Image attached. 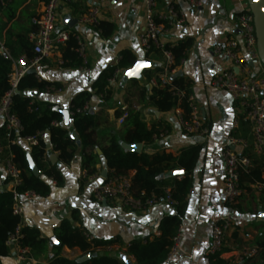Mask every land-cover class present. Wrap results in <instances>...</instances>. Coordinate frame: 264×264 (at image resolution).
<instances>
[{
  "label": "crops",
  "instance_id": "1",
  "mask_svg": "<svg viewBox=\"0 0 264 264\" xmlns=\"http://www.w3.org/2000/svg\"><path fill=\"white\" fill-rule=\"evenodd\" d=\"M45 1L8 0L5 10L0 12V26L7 23L2 30L4 37L7 29L16 33L26 32L38 23ZM201 1L200 7L193 8L185 0H177L176 7L183 14L185 22L167 24L160 38L166 45H176L186 39L192 40L183 63L173 76H183L190 81L191 92L199 105L201 119L209 128L208 137L198 134L186 135L181 128L176 108L161 111L149 101L154 87L150 80L155 77L148 80L147 71L164 67L166 57L160 51L151 52L148 56L141 46L140 37L146 25L145 0H63L57 13V29L75 32L84 41L89 70L84 71L82 64L66 65L61 52H57L33 67L31 59L22 55L14 62L13 76L19 71H24V75L32 72L39 79L52 83L51 86L60 87L61 91L47 88L42 91L29 89L24 92L34 103L43 107L53 106L57 110H71V103L78 94L91 92V108L88 112L98 116L96 139L99 142H104L106 137L113 134L121 141L122 146L127 144L122 140L120 131L123 124L118 122L117 112L133 107L140 110L141 119L149 127L161 123L169 128L164 137L155 139L151 144L141 143L140 152L155 154L166 151L177 154L182 149L201 146L199 159L192 174L193 187L181 223L184 226L182 244L177 256L168 259L165 264H216L211 261L209 254L212 225L228 213L234 216L235 224L227 234L225 252L221 257L227 261L225 264H241L239 256L243 249L255 245L257 239L264 235V218L258 215L260 210L264 212V198H261L264 192L258 193L252 183H245L244 185L251 189H244L236 206H228L225 203L222 146L244 119L231 95L212 83L218 74L232 68L230 60L214 53V46L231 35L238 34L236 16L247 4V0ZM92 6L99 7L101 21L115 25L111 36H104L98 27L79 22L80 16ZM168 6V0H157L155 11L157 14H163ZM9 7L15 12L10 21ZM69 18L78 20L74 27L67 24L66 20ZM3 43L4 39L0 38L1 53L8 54L9 51ZM136 45L139 47H135ZM125 50L131 51L137 60L152 62L153 66L143 71V78L136 79L137 84L134 83L135 79L124 78L125 71L129 68H122L123 72L118 81L108 86L110 97L105 99L102 93L94 88V84L103 72L117 66L121 53ZM62 123L65 126L64 117ZM68 128L71 129L73 137L77 138V132L72 127V118ZM19 141L27 145L25 141ZM80 144L78 141L73 160L64 163L48 142L46 156L62 174L63 182L54 184L51 179L43 176L51 187L50 194L38 196L32 201L23 199V222L25 225L37 227L42 236L49 240L50 251L47 257L52 255L51 247L55 244L52 238L55 237V231L63 220L68 219L73 226L82 228L95 239H118L113 247L97 249L94 255L109 254L120 259L122 255H126L129 264H137L127 253L128 245L135 239H153L160 235L161 221L173 214L174 209L165 202H158L147 211L135 212L121 207L114 201H96L93 189L112 175L113 171L107 166L98 145L94 148L98 155L96 172L92 180L85 182L87 170L83 166ZM123 148L130 150L124 146ZM54 157H58L55 162L52 161ZM133 173L134 171L131 175ZM166 173L163 177H172L166 176ZM11 187L5 166L0 164V189L11 191ZM18 251L19 246L11 243L9 254L2 259V264H49L48 258L31 257L20 263L17 260ZM63 255L68 258L86 259L91 253L83 252L79 248L64 247Z\"/></svg>",
  "mask_w": 264,
  "mask_h": 264
},
{
  "label": "trees",
  "instance_id": "2",
  "mask_svg": "<svg viewBox=\"0 0 264 264\" xmlns=\"http://www.w3.org/2000/svg\"><path fill=\"white\" fill-rule=\"evenodd\" d=\"M8 0H0V12L5 10ZM10 8V7H9ZM9 21L15 16V12L10 8ZM7 23L0 26V38L4 39L3 45L9 53H0V100L11 90L12 74L14 72V62L22 55L28 59L35 56L33 42L30 34L37 33L38 23L26 32H13L11 29L6 30L5 37L2 30ZM99 29L104 36H111L115 30V25L108 21H101ZM192 45L191 39H186L176 45H166L173 56V64L168 68H178L184 61L187 51ZM78 39L75 32H71L68 40L60 45V52L65 64L80 66L82 59L78 52ZM162 52L153 49L148 52ZM137 61L136 56L129 50L121 53L118 66L121 68H130ZM167 67H159L147 71V79L155 77L157 85L152 88L149 101L161 111H168L179 106L183 110L185 118L189 116V105L187 96L179 98L176 96V88L185 90L186 95L191 92L190 81L183 76H173L170 82L164 81L161 74ZM116 67L109 71L103 72L94 84L97 92L102 93L105 99L110 97L108 89V79L113 75ZM134 83H138L135 79ZM52 83L41 80L32 72H27L18 82L17 88L20 93L13 94V103L11 113L14 114L21 123V130L7 131L5 125L0 126V140L6 147V151L11 154L13 162L22 172V184L18 191L32 190L39 196L50 194L51 187L43 178H49L56 181V184L63 182V177L58 168L52 165L46 154L48 152V142L52 144L53 149L58 152L59 159L64 163L73 160L75 152L80 141L83 166L89 175L96 172L98 155L94 148L100 145L102 154L107 166L113 171V175L129 176L132 182V193L136 197L150 198L162 197L165 195V189L171 188V196L177 204L173 207L174 213L165 217L159 226L160 235L153 239H135L127 248V253L131 255L137 264H165L168 261L169 250L172 245V238L176 234L178 227L183 221V217L188 206V196L193 187L192 174L199 159L201 146H193L182 149L179 153L158 152L148 154L146 152H136L123 148L121 141L116 135H109L103 141L96 139V132L99 126L98 116L90 112H77L86 102H89L92 93L84 91L78 94L71 103L72 127L77 132L78 137L74 138L71 129L59 125L55 122H63V115L53 106L43 107L38 103L31 104L32 99L24 94L26 90L37 89L46 90ZM144 92L146 89L143 90ZM128 116L122 125V140L127 144L143 143L151 144L162 133L168 132L169 128L161 123L149 127L141 119L140 110L129 107L126 109ZM124 112V111H123ZM122 111L117 112L119 118ZM43 133V134H41ZM244 133V134H243ZM232 135L237 138L251 140V126L248 121L242 120L240 127ZM36 137L38 144L29 146L19 140L26 137ZM30 152L35 163L41 169L42 175L35 176L27 160V153ZM244 155L250 160L251 166L241 172L240 181L243 189L250 190L245 183L255 184L262 180L264 168V155H258L252 145H249ZM183 169L184 174L173 177H163L168 171ZM134 173L131 175V172ZM144 193V195H142ZM263 199L264 196L262 195ZM14 194L12 191H0V264L10 251V240L18 234V244L22 248H28L29 256L33 259L48 258L49 264H126L127 261L117 256L109 254H96L98 248H105L118 242L115 240H100L93 238L89 240L82 228L73 226L72 222L65 219L55 231L56 240L59 244L51 247L52 255L47 257L49 249V240L42 236L41 231L34 226L25 225L22 215L14 213ZM236 206V205H234ZM258 252L255 256L246 259V263L264 264V235L259 237L255 243ZM79 248L83 252H90L91 256L86 259L68 258L63 255V248ZM225 252L223 249L220 253L210 254L211 261L216 264L227 263L221 255ZM127 264H129L127 262ZM244 264V263H243Z\"/></svg>",
  "mask_w": 264,
  "mask_h": 264
},
{
  "label": "built area",
  "instance_id": "3",
  "mask_svg": "<svg viewBox=\"0 0 264 264\" xmlns=\"http://www.w3.org/2000/svg\"><path fill=\"white\" fill-rule=\"evenodd\" d=\"M63 0H46L42 13L38 20L39 29L37 33L30 35L33 42L35 56L31 59V67L40 63L43 59L51 56L54 53L60 52V45L68 40L71 31L67 29H57V13L60 3ZM104 1V0H101ZM168 9L163 14H157L155 7L157 0H145V15L146 25L141 34L140 42L143 50L148 53L153 49L161 50L166 57V70L161 74V77L166 82H170L176 69H169L173 64V56L166 49L160 38V34L165 31L167 24L174 23L183 24L185 18L180 10L176 7L177 0H168ZM191 7L197 8L202 5L201 0H185ZM79 22L84 25L94 27L100 26V10L97 6H92L84 12ZM236 29L238 34L231 35L223 42L217 43L214 46V53L221 55L232 64V68L221 72L216 76L212 85L227 91L231 97L237 102L240 111L243 114V119L248 121L251 126V140L237 138L230 135L227 142L222 146V157L224 162V200L228 206H234L238 203L240 197L244 193L241 185L240 176L243 170H247L251 166L250 160L244 155L245 149L252 145L257 154H264V66L259 60L257 53V38L255 34V26L253 16L248 3L243 7L241 12L236 16ZM78 39V55L82 59V69L88 71V61L86 54V44L76 34ZM2 50L0 49V53ZM119 62V61H118ZM253 63V64H252ZM118 64V63H117ZM123 69L116 66L113 75L108 79V86L114 85L121 76ZM14 73V72H13ZM24 76V71H19L12 74L11 90L7 92L0 100V122L5 125L7 131L21 130V123L17 117L11 113V105L13 103V94L17 89L19 80ZM150 83L157 85L156 78H152ZM48 88L61 91L60 87L49 86ZM176 96L182 98L187 96L189 105V116L184 117L183 110L177 106V114L180 120V125L186 135L198 134L204 137L209 136V128L204 124L200 115V108L195 96L192 93L186 95L185 90L176 88ZM34 105V102H31ZM89 102H86L77 112L84 113L90 110ZM128 116L125 110L118 118V122L123 124ZM55 126L63 125L62 122H55ZM43 134V133H41ZM167 132L162 133L157 139L162 138ZM24 141L29 146L38 144L36 137H26ZM0 164L5 166L7 175L11 182V191L14 194V213L22 215L24 212L25 201H32L39 195L32 190L18 191V187L22 184V172L13 162L11 154L6 151V147L0 140ZM93 174H85V182L92 180ZM52 180V179H51ZM56 184L55 180H52ZM256 192H264V168L262 180L253 184ZM144 195V193H142ZM93 197L96 201H114L121 207L130 209L135 212L147 211L158 202H165L174 207L177 202L172 199L171 188L165 189V195L162 197L142 198L136 197L132 193V182L129 176L110 175L93 189ZM235 224V218L228 213L222 215L220 219L212 225V241L209 254L220 253L226 246L227 234L232 230ZM184 226L181 224L176 234L172 238V245L169 250L168 259H173L181 247L183 240ZM18 234L14 235L10 244L19 246L17 260L21 263L30 258L28 248H22L18 244ZM89 240L93 237L85 233ZM112 245L106 248H111ZM101 249V248H98ZM258 248L256 245L248 246L241 252L239 262L241 264L250 257L257 254Z\"/></svg>",
  "mask_w": 264,
  "mask_h": 264
},
{
  "label": "water",
  "instance_id": "4",
  "mask_svg": "<svg viewBox=\"0 0 264 264\" xmlns=\"http://www.w3.org/2000/svg\"><path fill=\"white\" fill-rule=\"evenodd\" d=\"M247 3L249 5L250 11L252 13L253 16V22H254V26H255V34H256V38H257V53H258V57L260 62L262 63V65L264 66V0H247ZM67 24L70 27H74L75 23L78 22L77 19L74 18H69L66 20ZM138 63L141 64H146L148 65L147 67H141L139 68V74L138 75H124L125 79H138L141 80L143 78V71L146 68L152 67L153 63L150 61H147L145 59H140L137 60L136 63L129 69H127L125 71V73L132 71L133 69L136 68V65ZM253 64V63H252ZM15 93H20V90L17 88L15 89ZM64 117V124L66 127L71 126V110L70 109H59L58 110ZM65 113H67V119H68V123H65ZM123 146L127 149H130L132 151H136V152H140L142 149V144L141 143H135V144H123ZM49 147H51V145L49 144ZM58 159V157H54L52 159L53 162H55ZM27 160L29 163V167L32 171V173L35 176H40L41 175V169L38 167V165L35 163L32 155L30 152L27 153ZM184 174V170L183 169H176V170H171L168 171L166 173V176H180ZM3 189H0V191H2ZM259 217L264 218V212L263 211H259L258 213ZM56 239V238H55ZM121 258L124 261H127L129 263V261L127 260L126 255H122Z\"/></svg>",
  "mask_w": 264,
  "mask_h": 264
},
{
  "label": "snow or ice",
  "instance_id": "5",
  "mask_svg": "<svg viewBox=\"0 0 264 264\" xmlns=\"http://www.w3.org/2000/svg\"><path fill=\"white\" fill-rule=\"evenodd\" d=\"M135 47H139L138 45H136ZM101 63H103V62H101ZM148 65H146V64H141V63H138L137 65H136V68L135 69H133L132 71H130V72H127V73H125V75H138L139 74V68H141V67H147ZM29 95H31V93H29ZM66 107V106H65ZM65 123H68V119H67V113H65ZM52 242L53 243H55V244H59L60 243V241H58V240H56L55 239V237H53L52 238ZM126 264H127V262H126Z\"/></svg>",
  "mask_w": 264,
  "mask_h": 264
}]
</instances>
